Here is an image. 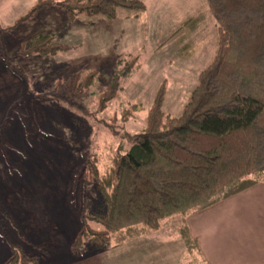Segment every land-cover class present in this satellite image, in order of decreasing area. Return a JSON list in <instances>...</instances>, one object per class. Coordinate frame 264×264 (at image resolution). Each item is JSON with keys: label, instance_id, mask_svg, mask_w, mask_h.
I'll return each mask as SVG.
<instances>
[{"label": "trees", "instance_id": "obj_1", "mask_svg": "<svg viewBox=\"0 0 264 264\" xmlns=\"http://www.w3.org/2000/svg\"><path fill=\"white\" fill-rule=\"evenodd\" d=\"M49 1L38 0L19 21L26 22L54 4L72 20L85 16L113 21L121 10L139 19L147 10L140 0ZM207 4L218 26V47L183 114L172 117L163 111L164 86L149 109L144 131L123 133L127 144L104 173L96 157L82 163L74 189L75 197L77 184L82 185L81 206L76 205L80 230L72 244L73 255L85 257L96 249L111 250L157 233L175 216L187 218L264 181V0H207ZM203 18L200 14L182 26L195 33ZM55 37L37 33L23 43L20 53L54 57L71 51ZM180 50H189V43ZM139 60V56L132 59L134 65L126 66L122 75L115 73L110 86L128 78ZM88 79L92 82L94 76ZM118 92L119 87L112 89L106 103ZM134 110L145 109L134 106ZM108 128L121 135L115 127ZM180 235L198 263L199 244L187 221ZM4 264L40 262L16 251Z\"/></svg>", "mask_w": 264, "mask_h": 264}, {"label": "rangeland", "instance_id": "obj_2", "mask_svg": "<svg viewBox=\"0 0 264 264\" xmlns=\"http://www.w3.org/2000/svg\"><path fill=\"white\" fill-rule=\"evenodd\" d=\"M147 4L149 13L139 19L121 10L113 21L105 17L85 16L72 20L54 4L52 7L45 6L26 22L18 20L11 25L0 22V114L4 113V121L0 123V162H5L4 168L20 169L21 164L31 162V156L35 159L47 157L54 165L57 151L51 145L54 139L49 135L57 133L68 141L66 145L74 152L73 156L81 158L77 177L82 163L94 157L99 160V168L104 173L119 149L127 144V140L122 139L123 133L144 131L149 109L162 87L166 88L163 111L172 117L183 114L201 72L215 57L218 26L206 0H147ZM200 14L204 18L198 31L188 33L182 23ZM123 31L133 33L126 37ZM43 32L53 33L57 43L72 48L70 52L63 53L65 59L58 55L26 57L20 53L24 42ZM61 39L70 44L61 42ZM187 43L189 50L183 53L180 48ZM73 51L76 53H71ZM136 56L140 60L130 76L120 78L118 85L114 84L112 88L110 84L115 73L122 75ZM53 58L55 61H52ZM91 75L94 79L89 82ZM115 87H119L117 96L106 103ZM47 105L61 106L70 112L74 125L85 134L82 147L73 143L67 129L54 120L49 122L55 123L59 131L45 126L43 119L50 112ZM134 106L144 107L145 110L140 113L134 110ZM109 125L121 135H115ZM13 126L21 130L19 134L25 135L23 139L27 149H22L23 153L8 139L7 132ZM53 165H50L52 169ZM74 199L76 204L73 203V206L79 212L76 205L82 202V185L77 184ZM186 220L182 215L175 216L159 232L182 238L180 229ZM45 221L26 209L13 187L0 182V232L13 247L9 259L18 251L37 258L41 264L40 257L47 256L49 249L55 246L52 243L55 240L51 241L53 237L49 238L53 247L41 244L46 241L44 235L55 236L54 226L40 225ZM79 230L80 226L76 235ZM185 248V253L193 256L186 245ZM97 250L104 249L94 251ZM183 262L195 264L191 263L192 260ZM196 264L202 263L198 260Z\"/></svg>", "mask_w": 264, "mask_h": 264}, {"label": "crops", "instance_id": "obj_3", "mask_svg": "<svg viewBox=\"0 0 264 264\" xmlns=\"http://www.w3.org/2000/svg\"><path fill=\"white\" fill-rule=\"evenodd\" d=\"M140 1L146 6L145 16L149 13L147 0ZM37 3L38 0H0V22L14 24ZM127 33L126 37L133 31ZM61 42L70 44L63 39ZM58 57L65 59L64 54ZM47 108L50 112L43 119L45 126L59 131L55 125L57 122L67 129L71 141L82 147L85 134L74 125L70 112L57 105H47ZM49 120L55 123L50 124ZM3 121L4 113L0 114V123ZM19 131L13 126L7 132L8 139L17 149L26 150L25 135L23 137ZM49 136L54 139L50 143L57 151L54 165L49 158L42 156L39 159L31 156V162L21 164L20 169L4 168L5 162H0V170L5 172L0 171V182L13 187L26 209L46 220L40 225H52L55 236L58 234V240L53 234L43 236L46 241L41 242L42 245L55 240L52 241L55 246L49 249L47 256L40 257L41 264H182L185 260H194L192 255L185 253L182 238L170 237L165 232L131 240L109 251L97 250L85 257L73 255L71 245L80 226V213L73 206V196L81 158L73 156L74 152L61 134ZM50 165L54 166L53 169ZM186 219L191 236L198 241L199 252L196 255L202 264H264V181L209 209L190 214ZM11 248L12 245L0 232V264L8 261Z\"/></svg>", "mask_w": 264, "mask_h": 264}]
</instances>
